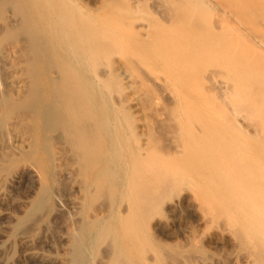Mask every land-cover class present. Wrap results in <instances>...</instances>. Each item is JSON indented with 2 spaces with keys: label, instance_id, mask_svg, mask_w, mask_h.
I'll return each instance as SVG.
<instances>
[{
  "label": "rangeland",
  "instance_id": "rangeland-1",
  "mask_svg": "<svg viewBox=\"0 0 264 264\" xmlns=\"http://www.w3.org/2000/svg\"><path fill=\"white\" fill-rule=\"evenodd\" d=\"M77 1L78 4H80L82 7L81 10L88 11L93 14L97 11L100 0H77ZM177 1L178 0H174V1L167 0V3L165 2V0L141 1L139 12L141 13V17L143 20L149 19V21L151 22L150 26L151 27L154 26L152 27L154 29H152L151 32L153 30L155 32V30L158 29L156 33L160 31V32H164L165 34L169 33V37L172 38L179 37L178 36L179 31H181L183 28L182 29L180 28L181 30L179 29V31L177 32L178 26L180 27V25L177 24H180L181 21L179 22V19L177 21L176 17L174 19V16L172 18L171 15H168L171 17L170 21L174 19L178 23L176 24L174 20H173L174 21L173 24L169 23L170 25L171 24L174 25L175 23L177 29L176 30L174 29L173 31L174 28L173 27L171 31L167 32L168 27L166 25V22H170V21L166 19L167 21L165 22L162 19L163 15H164V19L168 18L165 17L166 14H169V12H166V10L167 11L169 10L171 14H173L174 12H176L175 14H177L178 11H175L178 8L176 6ZM188 1L189 0L186 1L183 0V3L186 4L187 6L183 5L181 0L178 1L180 2V4L178 3L179 11L180 10L182 11L183 9V13L185 11L187 12V13L185 12L184 15L182 13L181 17L182 15L183 17L184 16L186 17V14H188L187 16L190 15V18H192V15L194 14V17L196 16L197 18L198 15L196 13H193L196 11V10L194 11V9H198V10L201 9L200 15L197 18L199 25L196 23L195 25H197L198 30L200 28L199 27L200 25L203 27V30H205L209 34L208 38L210 39L211 43L212 44L216 43L215 50L217 51L219 49L220 54L218 53L217 55L216 53L214 54L212 53V55L211 54L209 55L208 52H207L208 54L207 53L205 54V52H203L202 54L203 57L202 56L199 57L198 59L199 61L202 60L201 58L209 57V59H204L206 60V62H204V60L202 61V63L204 62L203 63L204 65H201L203 66V68H201V66H198L197 63L199 61L194 62L197 61V59L196 60L189 59V61H191L192 63L191 64L189 62L191 64L190 67L196 66V65L193 66V64L196 63L198 68L200 67L199 69H201L199 70L196 67V68H190L191 71H189V64H187V59H186L187 57L186 58L184 57L185 54L182 55L185 58V60L183 59V63L185 62L188 65V69H186L187 66L185 63L184 66H182L181 65L182 61L176 58V57L180 58L181 55L178 56L179 52H177V55L175 54L176 52H173L175 56L172 55V59L174 60V58H176L177 60L181 61L179 63L177 62L176 59L174 60V62L176 61L177 63L176 64L177 70L180 71L181 74L177 72L175 68L170 69L169 68L170 66L166 67L168 68V71H166L167 69L165 68V66L168 65L169 62L168 63L166 62L168 61L165 58L166 56H164L166 60L164 62H166V64L162 62V60H164L163 58L154 57V55H157L158 53L157 52L156 54H154L156 51L152 53H150V51L148 53L145 52L144 54H141V56L139 55V57H143L151 60L150 65H148V69L145 68V70H147L145 72L149 71L151 73H156L157 75H159V77H164V78L167 76V74L171 75L173 72L172 76L166 77L165 78L166 81H162V82L164 83V86H166L165 88H169V90L171 91L175 90V92L178 93V91L176 90L177 88L179 92L185 96L186 103L189 104V109L194 110L193 113H191L194 120L192 121L190 120L189 122L190 117L186 118L187 119L186 120L184 119V117L177 116V113L180 112V107L178 106L177 102L169 99L165 93L158 92L160 91V88L155 87V84L152 81L143 84L142 82H139L141 76L140 78L139 76H137L139 79L135 77V81H134L135 83L132 85L133 93H135L136 96L142 95L144 100H141L142 108L139 107V110L137 111L131 110L129 113V116L131 118L130 123L132 125L131 129L135 130L136 132L138 131L135 137L137 138L138 136L140 137L134 140L135 139L133 138L134 131L132 136L131 133L132 130H130V127H128L129 125L127 123V120H125L126 119L125 115H123L126 109L125 111L122 110L123 112L122 113L120 108L123 107L111 104L109 98L111 99L114 96V92L112 93L113 95L111 97V96H107L108 92L102 90V94L105 95L102 99L104 103L103 110L106 114L104 115L105 116L109 115V121L106 122V120H104L105 124L109 126L112 125L115 126V129L118 130L117 133L119 134V137H121V140L124 142L123 144H125L126 146L128 147L136 146L138 148L140 147L139 154L141 155L142 159L145 160V163L148 161V164L152 165V167L155 165L154 162L157 159L161 160V162L166 161L167 159L168 161L172 159L174 161L176 160L177 157L175 163L177 165H175V167L173 166L172 168H169V166H172L171 161H170V165H167L169 164V162H166L167 166L165 165L164 162L163 163L166 166L167 172L172 169L171 171L172 173L169 172V174L171 173V175L175 174L176 176H178L180 180L179 185L181 186V191L179 190L181 196L184 195L183 197L187 198V201L189 200L188 202L186 201L187 203L185 202L186 205L184 203L183 206H181L180 208L181 211L178 210L176 211L178 214L176 212H175L176 214L172 213L170 208H167L166 203L162 205L161 210L160 209H158V211L155 210L157 214H155L153 210H152V212H154L153 214L150 212V214H152L153 216L152 220H151V216H149L150 223L151 221L153 222L158 220L162 222H166L167 229L163 235L162 233H157L156 231L154 232L151 229L150 230L151 232L149 231L150 233H152L153 231L154 233L157 234L155 235L154 233H152L151 235L149 233V237L147 239H145L140 235V238L142 239L141 243L142 244L144 243L146 245L145 247L147 250L144 251L145 247L143 244L144 253L141 250L140 252L141 260L145 261L144 262L145 264H158V261L155 259V257L152 256V253L153 251L159 249L160 246L165 248L166 252L164 253H167L166 255H168V251L171 252L174 251L173 254L174 257L170 252H169L170 255L168 256H166L163 253V255H165L163 258L167 257L165 261H167L166 263L168 264L170 263V261L175 262L176 257L178 258V259L176 258L178 260L177 261L178 264L181 263L190 264L191 261H192L191 264L194 263L199 264L200 262L201 263L203 262V264H264V258L262 256L264 255V253H262V251L264 252V243L263 244L261 243L262 240L260 238H256L254 239V242L255 241L256 242L255 243L252 242L251 244L249 238H246L248 236L245 237L243 235V232L237 230L240 229L241 227V221L240 219H238V216H240L241 212L239 213L238 210L224 211L223 214V211L221 210L222 212L220 213V208L222 209V208H228L229 206H234V202H236L235 200H237L236 205H238L239 207V203L244 196H245L244 198L246 197L250 198L251 193L249 192L250 194L248 195V190L241 187L245 182L244 179L250 178V176L244 174L245 171H242V169H244L245 163L247 164V167L250 166L249 175L251 176L255 174L252 173V165L256 164L255 165L256 168L258 165L257 171L260 175L259 174H255V175H258L257 177L261 178L259 180L264 179V154L261 155V153H264V130H262L264 129L263 128L264 123L261 122V117H259L258 115L253 117V114L250 115L251 114L250 112L249 113H247V111L244 112V106H245L244 104L245 103L249 104L253 102L252 100L253 92L251 91L253 90V88L251 89L252 86L248 87L250 84L248 83L249 84L248 85L247 81L246 82L244 81L246 80V77L245 79L244 77L243 78L241 77L243 76V74L242 75L240 74V72L242 73V70L240 69L241 67H239L240 65H237L236 63L237 61L243 62V60L244 59L246 60V58L247 60H249L251 56H253L252 58H254L256 54L264 55L263 53L264 44L263 42L262 44H258L254 40H252V42H255V44H253L252 42L250 44V42H248L246 33L243 30L244 27L234 26L232 24L233 23L232 19L230 20L231 17L225 15V17L228 18L223 20V17L219 16V12L223 8L221 4L222 1L220 2V0L219 1L206 0L205 1L206 5L202 3V5L204 4L206 6V7L203 6L204 8L203 7L201 8L202 5H200V3H199L200 8H197L198 6L194 8L191 2ZM10 2H14V0L13 1L0 0V96H2L4 100L6 99L5 93L9 92L10 89L9 84L11 83L12 79H16L17 77L23 80L22 81L23 89L20 93L14 95L13 98L10 99V101L8 99H7L8 101L5 100L6 102H9L7 103L8 105L5 104L6 102L0 105V119L6 111V106L9 107V104L11 105L12 109L9 107L6 113L4 114V117L9 115L8 114V110H9V113L13 114L12 120L16 116L20 118L18 122H12L8 120L5 126L0 125V147H3V151L0 153V264H70L71 260L69 262V259L71 258L72 253L74 252L73 253V258H74L76 254L79 252L78 249L79 247L76 246L79 242L81 243L79 244L81 245L82 248L81 264H107L108 263L107 259L109 260L108 255L110 253V250L108 251L109 248L106 246V244H102V243H106L104 241L106 238L104 239L103 234L101 232L98 233L93 228V226L96 222L99 226L102 224L101 220L102 218L105 217V214L107 213L106 210L110 207L109 204L111 205L114 202L113 200H115L114 199L115 186L116 183H118L122 174V172L118 168V165L116 166L117 160L111 158L110 156H107L108 155L107 151L110 150L112 146L111 144L113 143L112 139L114 141V137H113L114 131L112 132V129L109 128L106 132L102 129L101 123L98 122V124L96 125L95 122H90L89 124L93 123L91 124V126L93 125L92 128L94 129L96 127L95 130L98 131V132L95 131V133L93 132L94 130L92 131L94 135L96 134V136L94 137L95 139L92 140L90 138L91 140L88 141V142L91 141L90 144L92 143L91 145L89 144L90 147L87 142L86 143L89 148L87 147V145H83L86 147V149L83 146L79 147L78 141H77V145L79 148L75 144L73 147L72 144L74 141L73 139L74 136L71 137L70 133L74 135V128L73 127L69 128L64 120L61 119L59 121L58 117H52L49 115V109H50L49 106L51 105V103L48 97V90L50 87V83L57 82L60 79L62 80L63 75L59 74L62 73L61 71L63 70L62 60L64 61L67 58V54H68L66 48L63 47L65 45L63 43L61 44L62 48L60 49L58 60L55 61L58 64L60 63V67L62 69L60 70L58 64L57 65L55 64L54 65L55 67L52 65L53 63H55V62L52 63V61H54L52 59L55 58H51V56H48L49 54H47L48 51L47 52L44 51L45 46H47L46 49H49V44L47 42H46L47 45H45L44 43H42L43 41L38 40L40 41L38 42V44L41 48V51H38L36 53L32 47L31 39L27 36V34H25L27 30H25L23 27L21 28V25L14 27L12 32L10 34H7L9 33L8 30L12 28V25L9 24V20L7 19V17L10 15L19 17V14L16 13L19 10L18 8L19 6H17L16 3H14L15 5H11L12 3ZM152 5L154 6L151 7ZM174 5L176 6L175 10L171 9V7H173ZM180 5L186 7L182 8L183 6ZM13 6H17V8L15 9L18 10L16 11ZM151 9H154V12L153 11L151 12ZM171 10H173L174 12L172 13ZM197 13H199V11ZM189 21L188 24L192 23ZM163 24L164 26L166 25L165 27L167 28L162 27ZM181 24L184 27V24L182 22ZM171 26L169 27V30ZM175 31L177 32L176 34H174ZM223 41L226 43L228 42V44L230 43L229 44V46H231L230 49L226 45V43L224 45L227 46V49L221 44ZM241 42L243 45V46L241 45L243 49H246L244 48V45H246L247 47L246 49L247 52L245 53L244 51L246 50H243L241 46L239 47V43L241 44ZM147 43L143 45V48L144 47L146 48ZM236 43H238L237 46L238 48L236 47ZM152 44H154V42ZM217 44H220L224 48L221 47L219 48V45L217 46ZM153 47H157V46L154 44ZM30 48L33 50H31ZM147 48H150V46ZM235 48L239 50L238 51L236 49L237 52L242 53V54L240 53L241 56L240 54L236 55L238 54L237 52L236 54L233 53L236 51ZM239 48H241V50ZM221 49L223 50L222 52ZM248 50L250 51L248 52ZM224 51L227 52H225L224 54ZM126 54L127 55L130 54V52L121 54L123 55L122 58L124 56L125 57L123 59L118 58L116 60L114 59L115 54H113V56L111 54L113 59L111 57V59L109 60L123 63L125 65V63H127L128 60L131 59L130 57H128L129 55L127 56ZM215 54L217 56H215ZM243 54L245 56H243ZM132 55L134 54H131V56ZM151 55L152 57H150ZM158 55L160 57L164 54L159 53ZM126 56L128 57V60L127 59L125 60V58H127ZM182 56L181 58H183ZM236 56H240V57L243 56V59L242 58L238 59V57ZM138 58L136 59L138 61H141ZM211 58L214 60H211ZM103 63H105V61ZM200 63L201 62H199V65ZM215 63H217V65ZM230 63L232 64L233 68H231L232 66ZM100 64H98L97 66H99ZM33 65L35 69H33ZM173 65L175 66V63ZM179 66L181 67V70L178 69ZM236 66L239 67L238 70ZM235 67L236 69H234ZM98 68L100 67H97V69ZM182 68L185 69L184 73H186L185 74L187 76L186 78L185 75L182 73L184 71ZM172 69H174V71H172ZM195 69L196 71L198 70L197 73L199 75L202 74L201 72H203L202 74L203 76L200 75L201 78L199 77L201 80H198L197 77L199 76L198 74L194 75L196 74V72L194 71ZM231 69H233V71L236 70L237 73L240 70V72L238 73L239 75L236 72H233ZM33 71H34V78L32 77ZM175 71L176 73L174 74ZM165 73L166 76H162L165 75ZM132 75L134 77L135 74L133 73ZM190 76L191 77L194 76L192 78H196V77L197 78L192 79ZM237 76H239V78H236ZM178 77H181V82H178L179 84L183 83L182 77H184L183 79L184 82L185 79L187 80L189 79V77L191 80H193V82L194 80L195 82L197 80L196 84H198V81H201L198 84L199 87L197 88V91L196 89L194 90V92L191 91L194 88H196L195 86H197L195 83H193L194 88H192L193 84H191L192 83L191 80L185 82L187 87L184 83L182 84L183 87L185 85L184 89L182 88L181 85H177L176 84L177 82H174L175 79L173 81V78L178 79ZM241 79L244 81V83L248 85L246 88H244L246 84H244L243 81H240ZM168 80H170V82ZM213 80L215 81L216 84H214ZM187 82H189L190 85H188L189 83ZM241 84L243 88L241 87ZM190 86L192 89L190 88ZM36 87L38 88L37 93L35 92ZM186 88L190 89V91L189 90L186 91L185 90ZM154 90L157 93L156 92L153 93ZM198 91L199 93L200 91H202V93L198 94ZM261 92H259L260 94H258V97L260 99L262 98L264 99V91L262 93ZM197 94L198 97L196 96ZM204 94H206L205 95V97L207 96L206 98L203 96ZM189 95H191V97ZM241 95L246 96L248 100L247 101L241 100L240 99L242 98ZM189 98L190 100H188ZM197 99L199 100L201 99V100L199 101ZM28 100L30 102L27 104L26 101ZM201 101H203V103ZM205 103L206 105H204ZM198 104H201V107H199ZM214 104L215 106H213ZM241 104H243L244 106ZM193 105L194 107H192ZM202 105L206 107L204 106L202 107ZM239 105L242 107V111H240L241 109L239 108L241 107ZM208 106L210 108L213 106L212 108L215 107L217 109L214 108L215 109L214 111V109H210ZM92 108H94V106H91V109ZM112 110L116 112V117H114L113 119L110 114ZM170 111H172V113L173 111L174 112L176 111L175 112L176 115L169 114L168 112ZM212 111L213 113L215 112L217 114L215 115L214 113L212 115L211 113ZM125 113H128V110ZM199 117L202 125L206 124L205 126L206 128L203 131L198 132L199 136L200 133H203V135L201 134L202 135L201 138H199L201 141H203L202 143L201 141H198V138L196 139L198 133L192 134V136H194L197 142H199L198 143L199 146L197 144L196 147L193 138H190L191 136L190 137L185 136V132H187L188 130H190V132L192 131L191 130L192 127L190 124L191 122L192 124L197 123V119H199ZM210 118L211 120H209ZM175 119L177 120L175 121ZM258 119L260 120L259 121L260 124L262 123L263 126L258 123ZM185 120L189 123V125H185L184 123ZM58 121L59 122L62 121L61 124ZM110 121L112 124L108 123ZM187 122L186 124H188ZM211 122H212V126H211ZM117 125L118 128L116 127ZM180 125H182V127ZM91 126L88 128L91 129ZM188 126L191 129H189ZM210 126L211 128L213 127L214 129V131L213 129L212 131L218 132V134L213 133L210 130ZM256 126L258 127V129L256 128ZM253 127L255 128V130H253L254 129ZM233 129L235 131H233ZM14 130L26 135L29 143L28 148L16 149L11 145V141H13L12 137L14 135ZM258 130L261 132H259ZM90 132L91 131L87 132L88 137ZM212 133L213 135H211ZM179 134L181 136H179ZM195 134H197L196 137ZM214 137L218 138V140L220 138V140L217 141V139H215ZM179 138H180L179 141L183 140L181 141V143H179L180 145L186 148L188 144V148H186V150L180 146L182 149L181 150L182 153L179 152L180 156H178L179 154L177 152H174L172 149L174 148L175 144H177V147L175 148L179 147L178 144ZM190 139H192L193 142H191ZM185 140H188V143L187 141L185 142ZM213 140L216 144H214ZM83 142H85V140ZM206 143L207 145L211 146V148L208 146V152H210L209 150L212 149L214 153H216V157L218 160H215L216 159L215 158L214 161L213 159L209 161L208 155H211L210 157L214 158L212 155L214 153L210 152L209 154L207 151H205L206 154L205 152L202 153L204 157V159L202 160L203 157L201 152L204 150L203 149L204 147L206 148L205 146ZM252 143H254V145H252ZM87 148L90 149L89 151L91 152H89V155L91 156L90 158L94 162L84 160V155L88 154ZM201 148L202 151L200 150ZM197 150H199L200 153ZM259 151L261 153H259ZM172 152H174L175 154ZM256 152L258 153V155ZM93 153L96 154V156H94ZM194 153L197 154L198 156H196ZM172 154H174V156ZM185 154L188 157H190L192 154L191 157H194V162L193 160L192 162L196 164L195 168L197 167V169L199 168L200 171L203 172L202 174L199 171V169L198 171L194 169L195 173L199 172L198 173L199 176L197 174H193L194 172L189 170L188 164L191 165V162L190 163L188 162L189 158H187L188 163H186L182 159L183 158L182 156ZM220 154L221 156L224 155L226 158L224 156L220 158ZM195 156L197 158H195ZM150 157H152L154 160H152V158L150 159ZM179 157L180 158L182 157L181 160ZM198 158L200 161L197 160ZM196 160L201 162L203 166L200 167L201 164L198 165L199 163H197ZM208 161L210 162V165H207ZM215 161H219L216 164H219L220 161H222L225 170L229 172V175L231 176V177L229 176L230 179L232 178V175L230 173H234L233 174L234 179L233 178L231 179L232 182L233 180H235L236 182V177L238 176L241 179V181L239 179L238 180L239 182H236L237 184L234 182L232 183L231 180H229V177L225 176L226 174L223 172L224 170H222L221 167L215 165L217 169H215V167L213 168L212 163H215ZM233 161L236 162L233 164ZM180 162L182 163L180 164ZM229 162L231 165V166L229 165L230 168L228 167ZM146 165L143 164L142 166H139L141 170L140 171L141 179L148 180L151 177H152L151 179H154L155 177L151 172L153 171V169H151V166L149 165H147L148 167H146ZM182 165H185V167H182ZM176 166L179 167V171ZM210 166L215 171L211 170V168H208ZM259 166L262 168H259ZM192 167L194 168V165ZM203 167L205 172L201 170V168L203 169ZM180 168H182L181 170L185 169L188 172L183 170L184 173L182 172L183 174H181ZM261 169H263V173H261L262 171ZM246 170L248 169L246 168ZM213 171L215 172V174L213 173ZM219 173H221L222 175L224 174L225 179L227 178L229 184L228 182L225 183V179L224 181L223 179L220 180L221 178L219 176L220 175ZM245 173H247V171ZM203 174H206L205 178L207 177L210 178V181L212 180L211 183L210 182L207 183L206 179L200 176ZM241 176L243 179L241 178ZM110 179L112 180L110 181ZM247 181L251 182L252 179H248ZM212 182L216 185V187L210 190L209 188H207V185L213 186L214 184H212ZM111 183L114 184V188L110 187ZM226 184L228 185L226 186ZM233 185L234 186L236 185V187L239 185V187L237 188L243 189L244 193L243 190L242 191L241 189L238 190L236 189V187L234 188ZM182 186L184 188L186 187L187 189L186 190L183 189L184 191H182ZM229 187L232 189V192L231 189H228ZM201 189H202V193H206L205 194L206 196L210 192L209 196L210 197L213 196L212 202L209 196H208L210 200L209 204L202 200L204 198L201 199L200 196L202 195L199 194L200 193L199 190ZM205 190H207L208 192ZM191 192L192 194L199 192L198 194H196V196L198 195L197 199L200 201L194 199L193 198L194 194L191 195ZM230 192L234 195V197L233 195H231ZM239 192L241 193L239 194ZM222 197H224L225 200H223ZM216 204H218L217 207L214 206ZM217 208L219 209L217 210ZM225 212L227 213L228 216L226 215ZM231 216H235V218L231 219L232 218ZM237 232H239L240 236ZM95 233H98L101 238L98 236V234L97 237H95L94 236ZM158 234L161 235L158 236ZM236 237H238V239ZM242 238L243 241H240ZM259 240L260 242L258 243ZM245 245L246 247H244ZM254 245L255 248L253 247ZM148 251L151 253H148ZM192 251H194L193 252L194 256ZM146 252H147L146 254L147 257L144 256ZM175 253L178 254L176 255ZM187 253L189 254L187 255ZM201 253L203 254V256ZM200 254H201L200 258L202 260H200L199 258ZM149 255H151L153 259L152 263L148 259ZM169 256H171L172 260L168 259ZM181 256L182 257L186 256V257L182 258ZM76 259L77 258H74L73 262L75 261L77 262ZM199 260L200 262H198ZM76 262L74 264H78ZM177 263L175 262V264ZM109 264H114V263L110 262Z\"/></svg>",
  "mask_w": 264,
  "mask_h": 264
},
{
  "label": "bare ground",
  "instance_id": "bare-ground-1",
  "mask_svg": "<svg viewBox=\"0 0 264 264\" xmlns=\"http://www.w3.org/2000/svg\"><path fill=\"white\" fill-rule=\"evenodd\" d=\"M11 1H13V0H11ZM141 1L142 0H100L99 1V7L97 9L98 12L96 11L95 13L92 14L88 11L81 10L82 7L80 4H78L77 0H14V2H10V3H12L11 5H15L14 3H16L17 6H19L18 7L19 10L15 9V8H17V6H13L16 11L18 10L16 13L19 14V17L14 16V15L13 16L10 15L7 17V19L9 20V24L12 25V28L8 30L9 33H7V34H10L12 32V30L14 29V27L21 25V28L23 27L25 30H27L25 34H27V36L31 39L32 47L36 53L38 51H41V48H40L38 42L43 41L42 43H44L45 45H47L46 42L49 44V49H46L47 46H45L44 51H46V52L48 51V53H47V54H49L48 56H51V58H55V59H52V60H54V61H52V63L55 62L56 60H58V57L60 54V49L62 48L61 44L63 43L65 45L63 47L66 48L68 54H67V58L64 61L62 60L63 70L60 67V63L58 64L55 62L52 64L53 66L55 64L56 65L58 64L59 69L62 70L61 71L62 73H59V74H62L63 77H62V80L61 79L59 80L60 82L57 81L54 83H50V87L48 90V97H49V101L51 103V105L49 106L50 107L49 115L52 117H58L59 121L61 119L64 120L67 123L69 128L70 127L74 128V135L70 133L71 137L74 136L73 139L75 142L73 141V144H72L73 147H74V144L77 147H78V145H79V147L83 146V145H87V143L89 145L91 141L90 142H88V141L91 139L92 140L95 139L94 137L96 136V134L94 135V133L96 131L95 130L96 127L93 129L92 128L93 125L91 126V124H93V123L89 124L90 122H95L96 125L98 124V122L101 123L102 129L106 132L109 128L112 129V132L114 131V136H113L114 141L112 139L113 143L111 142L112 146H111L110 150L107 151V154H108L107 156H110L111 158L117 160L116 166L118 165V168L120 169L122 174H121V177H120L118 183H116V186H115V193H114V195H115L114 199L115 200H113L114 202L111 205L109 204L110 207L108 206L109 208L106 210L107 213L105 214V217L102 218V220H101L102 224L99 226L96 222L93 226V228L98 233L101 232L103 234L104 239L106 238L104 240L106 243H102V242L101 243L106 244V246L109 248L108 251L110 250V253L108 255L109 260L107 259L108 263L106 261L107 264H109L110 262H113L114 264H145L144 263L145 261L141 260L140 252H141V250L143 251V244L144 243L143 244L141 243L142 239L140 238V235L142 237H144L145 239H147L149 237V233L151 232L150 231L151 229L154 232L156 231L157 233H162V235L165 233V231L167 229L166 228V222H162V221L158 220V221H153V222L151 221V223H150V221H149L150 217L149 216H151V220H152V217H153L152 214L154 212H155V214H157L155 210H157V211H158V209L161 210V207L164 203L167 204V208H170L172 213H175L177 210L181 211L180 208L187 201V198H184L183 197L184 195L181 196V193H180L181 186L179 185L180 180H179L178 176H176L175 174L171 175L172 169L169 170L168 172L166 171V166L170 165V161H171L172 166H169V168H172L173 166L175 167V165H177V164H175L177 157H176V160H174V161H173V159L170 161H168V159H167L166 161L161 162V160L157 159L158 161L155 160V162H154L155 165L152 167V165L148 164V161L145 163V160L142 159L141 155L139 154L140 147L138 148L136 146L135 147L126 146L125 144H123L124 142L121 140V137H119V134L117 133L118 130L115 129V126H113V125L109 126V125L105 124L104 120H106V122L109 121V115L105 116L106 114L103 110L104 103H103L102 99L105 95L102 94V90L108 92L107 96H111V97L113 95L112 93L114 92V96L111 99L109 98V100L111 101V104L123 107L124 109L119 107L121 112H122V110L125 111V109H126L125 112H127V110H128V113L124 112L123 115H125V118H126L125 120H127V123L129 125L128 127H130V130H132L131 129L132 125L130 123L131 118L129 116V113L131 110L137 111V110H139V107L142 108L141 100H144L142 95L136 96V94L133 93L132 85L135 83L134 82L135 77H137V76H139V78L141 76L140 79L138 77L137 78L139 79V82H142L143 84L149 83L150 81H152L155 84V87L160 88V91H158V92L165 93L169 99L177 102L178 106L180 107V112L177 113V116L184 117V119L190 117V118H192V119L189 118V122H190V120L191 121L194 120L193 116L191 115V113H193L194 110L189 109V104L186 103L185 96L182 93H180L177 88H176V90L178 91V93H176L175 90L171 91V90H169V88H165L166 86H164V83L162 82V81H166L165 80L166 77L172 76V74H173L172 71H174V69H172V71H170V72H172V74L171 75L167 74V76H166V73H167L166 71H168V68H166V67L170 66L169 67L170 69L175 68V70H177V66H176L177 63H176V61L174 62V60L176 58L181 60L182 61L181 65L184 66L185 62L183 63V59L185 60V58L187 57L186 58L187 64H189V71H191L190 68H196L197 67V69H199L200 67L198 68V66L204 65L203 63L206 62V60H204V59H209V57H207V58L204 57V58H201L202 60L200 59L201 61L198 60L199 57H201V56L203 57V55H202L203 52H205V54L208 52L209 55L210 54L212 55V53L213 54L216 53L217 55H218V53L220 54V52H219L220 50L218 49V47H217L218 52L215 50V44L216 43H214V44L211 43L210 39L208 38L209 34L205 30H203V27L200 25L199 26L200 28L198 30L197 25H195V23L196 24L199 23L197 21V18L200 15L201 9H199V10L194 9V11L195 10L197 12L199 11V13H197L196 11L193 12V13H196L198 15L197 18H196V16L194 17V14L192 15V18H190V15L187 16L188 14H186V17L185 16L183 17V15L185 14L186 11H185V9H184V11H185L184 13H183V9H182V11L181 10L179 11L180 2H178V1H180V0H178L177 4L175 3L176 6L178 7L177 8L178 10L177 9L175 10V8H176L175 5L173 7H171V9L178 11L177 14H175L176 12H174L173 10H171L172 13L174 12L173 14H171L169 10L168 11L166 10V12H169V14H166L165 17H168V18L164 19V15L162 16V19L165 22L167 21L166 19H168L170 21L171 20L170 18L171 17L173 18V16H174V19L176 17L177 21L179 19V22L181 21L184 24V27H183L181 22H180V24H177L178 22H176V20H174V19H172V21H170V22H166V25L168 28L165 27L166 25L164 26V24H163L162 27L167 28V30H168L167 32L171 31V29L173 27H174L173 31H174V29L175 30L177 29L175 23H174L175 26L172 25L174 21L176 22L177 25H180V27L178 26L177 32L179 31L180 28L181 29L183 28L182 30L180 29L182 32L179 31V35H178L179 37L178 38L177 37L172 38V37H169V33L165 34L164 32H160V31L156 33V31L158 29L155 30V32H154V30L151 32V30L154 29V28H152L154 26H152V27L150 26L151 22L149 21V19L143 20L141 17V13L139 12V7L141 5ZM181 1H182L183 5H186L183 3V0H181ZM184 1H186V0H184ZM189 1L191 2L192 6L194 8H196L197 6H198L197 8H200L199 3H200V5H202V3L205 4L206 0H189ZM217 1H219V0H217ZM221 1H222L221 4H222L223 8L219 12V16L220 17L222 16L223 20L228 18V17H231L230 20L232 19V22H233L232 24L234 26L244 27L243 30L245 31L246 36L248 38V42H250V44H251L252 40L257 42L258 44H262V42L264 44V0H220V2ZM165 2L167 3V0H165ZM204 4L201 6V8L206 5V4L205 5ZM183 5H180V6H183ZM153 6L154 5H152L151 7H153ZM186 6H183L182 8H185ZM169 8H170V6H169ZM180 9H181V7H180ZM152 11L154 12V9H151V12ZM182 13H183V15L181 17ZM168 15H171V17ZM225 15L228 17H225ZM189 19H190V21H189ZM18 21H19V23H18ZM188 21L192 22V23L188 24ZM139 23H140V25H139ZM169 23H172L171 24L172 26ZM192 24H194V25H192ZM170 26H171V28L169 30ZM25 30H23V31H25ZM177 32L175 31L174 34H176ZM38 40H40V41H38ZM146 41L147 42L149 41V42L147 43ZM153 42L157 47H153L154 46V44H152ZM255 42H252V43L255 44ZM145 43H147V44H146V48L144 47L145 48L144 49L143 45H145ZM225 43L226 42L223 41L221 44L226 49H227V46L230 49V47H231V46H229L230 43L228 44V42H227L226 43L227 46L224 45ZM218 45H219V48L220 47L224 48L220 44H217V46ZM241 45H242V42H241V44L239 43V47ZM149 46H150V48H147ZM237 46H238V43H236V47ZM232 47H233V45H232ZM237 48H235V50ZM244 48L247 49L246 45H244ZM33 49H31V50H33ZM239 49L241 50V48H239ZM242 49H243V47H242ZM246 49H243V50H246ZM237 50L233 53L236 54ZM149 51H150V53L156 51L154 54H156L158 52L157 55H154V54H152V55H154V57H157V58H163L164 60H162V62L164 64H166V62L167 63L169 62V64L165 66V68L167 69L165 71L166 72L165 75H162V76H166L165 78L159 77V75H157L156 73H151L149 71L145 72V71H147V70H145V68L148 69V65H150L151 60L143 58V57H139V55L141 56V54H144L145 52L148 53ZM210 51H211V53H210ZM213 51H215V52H213ZM222 51L223 50L221 49V52ZM249 51L250 50H248V52ZM127 52H130V54H128L129 56L127 54L126 55L128 57H130L131 59L128 60V57L126 56L127 58H125V60L127 59L128 62L125 63V65L123 63H119L116 61L109 60V59H111L113 54H115L114 55L115 60L118 58L123 59L125 56L122 58L123 55H121V54L127 53ZM173 52H176L175 53L176 55H177V52H179L178 56L179 55L182 56L183 54H185L184 55L185 58L183 56H182L183 58H181V56H180V58L176 57L173 60L172 55L175 56L173 54ZM225 52H227V51H224V54H225ZM245 52H247V50L244 51V53ZM159 53L160 54L162 53L164 55L159 57V55H158ZM237 53L238 54H236V55H239L241 52H237ZM111 54H112V56H111ZM131 54H134V55L131 56ZM216 54H215V56H217ZM241 54H240V56H241ZM152 55L150 57H152ZM109 56H110V58H109ZM134 56L136 58L139 57L138 59H140L141 61H138ZM164 56H166L165 58L168 61L165 60ZM240 56H236V57H238V59H241V58L243 59V56H245V55L243 54L242 57H240ZM252 57L253 56H251V58ZM251 58L249 60H247V58H246L247 61L244 59L243 62H239V61L236 62L237 65H240L239 67H241L240 69L242 70V73L239 70L240 74L241 75L243 74V76H241V75L240 76L242 78L244 77V79L246 77V80H244V81L245 82L247 81V84L248 83L250 84V85L248 84L249 85L248 86L241 79L240 81H243V83L246 84V86L244 88H246L247 86L248 87L252 86L251 89L253 88V90H251L249 88L253 92L252 93L253 94L252 95L253 96V98H252L253 102L249 103V104L243 103L245 106L243 104H241V105L244 106V112H246V111H247V113L250 112L251 113L250 115L253 114V117L258 115L259 117H261V122L264 123V101H263L264 99L263 98L260 99L258 97V94H260L259 92L264 91V90H261V89H264V87H263L264 86V55L256 54L254 56V58H252V59ZM112 59H113V57H112ZM170 59H172L173 61ZM189 59L190 60H196L197 59V61H194V62L199 61L201 63L199 65V62H198L197 63L198 66H197V64L192 61L194 63L193 66L194 65H196V66L190 67V65L192 63H191V61H189ZM179 60H177V62L180 63L181 61H179ZM203 60H204V62L202 63ZM211 60H214V59L211 58ZM102 61L103 62L105 61V63H103ZM154 61H155V59H154ZM164 61H166V62H164ZM162 62H161V64H162ZM231 62H232V60H231ZM97 63L98 64L102 63V64L97 66L98 65ZM170 63L172 64V66ZM174 63H175V66L173 65ZM210 63H213V62H210ZM187 64H186V66H187L186 69H188ZM215 64L217 65V63H215ZM96 66L100 67V68L97 69ZM180 66L178 69L181 70L182 66L181 67ZM231 66H232V64H231ZM58 67H56V68H58ZM236 67L234 69H236ZM239 67H237V70ZM201 68H203V66H201ZM231 68H233V66ZM33 69H35L34 65H33ZM163 70H164V68H163ZM183 70L184 71L182 73L185 75L186 74V73H184L185 69H183ZM199 70H201V69H199ZM231 70L233 71V69H231ZM194 71L196 72V74H194V75H197L198 70L196 71V69H195ZM177 72H179L181 74L180 71L177 70ZM233 72H236V70H234ZM133 73L135 74L134 77L132 75ZM175 73H176V71L174 72V74ZM201 73L203 74V72H201ZM202 74H200V75H202ZM235 74H232V75H235ZM176 75H178V74H176ZM200 75L197 76L198 80H201ZM181 76H183V75H181ZM32 77L34 78V71L32 72ZM173 77H176V76H173ZM186 77L187 76L185 75V78ZM190 77L187 80L185 79V82L191 80ZM192 77H194V76H192ZM182 78L184 79V77H182ZM196 78H192V79H196ZM236 78H239V76H237ZM248 78H249V80H248ZM174 79H175V81H174ZM183 79H182V82L185 84ZM177 80H179V81H177ZM22 81L23 80H21L19 77L11 80V83L9 84V87H10L9 92L5 93L6 94L5 100L8 99L10 101V99L13 98L14 95H16L22 91V89H23V82ZM34 81H35V79H34ZM168 81L170 82V80H168ZM171 81H172V79H171ZM173 81L177 82L176 83L177 85L182 86V84H183V83H181V84L178 83V82H181V77H178V79L173 78ZM191 82H192L191 84H193V83L196 84L197 80H196V82H195V80H194V82H193V80H191ZM199 82H201V81H198V84H199ZM213 82H214V84H216L214 80H213ZM187 83H189V82H187ZM198 84H196L197 85V86H195L196 88H194V84H193L192 88H194V89L191 91L194 92L195 89L197 91V88L199 87ZM35 85H36V82H35ZM185 85H184V87L182 86L183 89L185 88ZM188 85H190V83ZM186 87H187V85H186ZM241 87H242V84H241ZM188 88H189V86H188ZM188 88H186L185 90L190 91V89H188ZM190 88H191V86H190ZM37 89L38 88L36 87V90H35L36 93H37ZM199 89H201V88H199ZM154 92H156V91L154 90L153 93ZM200 93H202V91H200ZM200 93L198 91V94H200ZM190 94H192V93H190ZM198 94L196 95L197 97H198ZM205 95L206 94H204L203 96L205 97ZM189 96L191 97V95H189ZM200 96H202V95H200ZM241 96H242V98H240L241 100H243V101L248 100L246 96H243V95H241ZM5 100L2 96H0V102H1L0 105L4 104L6 102ZM188 100H190V98ZM197 100H199V99H197ZM29 102H30L29 100L26 101L27 104ZM201 102L203 103V101H201ZM7 103H9V102H6L5 104H7ZM209 103H211V102H209ZM204 105H206V103ZM204 105H202V107ZM91 106H94V108L91 109ZM198 106L201 107V104H198ZM213 106H215V104ZM9 107L11 108L10 104H9ZM9 107L6 106V111ZM192 107H194V105ZM204 107H206V106H204ZM212 107L211 108L209 107V108L210 109L215 108V107L214 108H212ZM215 109H217V108H215ZM215 109H214V111H215ZM239 109H241L240 111H242V107ZM6 111H5V113H6ZM175 112L173 111V113H172V111H170L168 113L171 115L172 114L176 115ZM219 112H221V111H219ZM211 113L213 115L215 112L213 113V111H212ZM4 114L0 119V125L1 126H5V124L8 120H10L12 122H18L20 120V118L17 116L12 120L13 114L9 113V110H8L9 115L4 117ZM110 114H111L112 119L114 117H116L115 111L112 110L110 112ZM216 114L217 113H215V115ZM174 117H173V119H174ZM176 120L177 119H175V121ZM186 120L184 122L185 125H189V123ZM209 120H211V118ZM180 121H182V120H180ZM200 121L201 120L199 117V119H197V123L192 124V122H191L190 125H191L192 129L189 126L188 127L192 131L190 132V130H188L187 132H185V136H187V137L191 136L190 138H193V140L195 141L194 144L196 145V147H197V144L199 143V142H197L196 139L198 138V141H201L199 138H201V136L203 135V133H200V136H199L198 132H201L206 128L205 127L206 124L202 125V123ZM259 121L260 120L258 119V123L260 124ZM61 122H59V123L61 124ZM186 122L188 124H186ZM86 123L89 125H87ZM108 123H111V121ZM177 123H178V121H177ZM193 123H194V121H193ZM84 124H86L87 127ZM260 125H262V123ZM90 126H91L92 130L88 128ZM180 126L182 127V125H180ZM193 126H195V127H193ZM211 126H212V122H211ZM211 126H210V130L212 131L213 127L211 128ZM116 127L118 128V125ZM253 128H251V129H253ZM256 128L258 129L257 126H256ZM186 129H187V127H186ZM253 130H255V128ZM262 130H264V129H262ZM89 131H91V132H90V134L88 133L89 134V137H88L87 132H89ZM133 131H134V136H133ZM213 131H214V129H213ZM233 131H235V130L233 129ZM96 132H98V131H96ZM137 132L135 130L131 131L133 138H135L134 140H136V138H137V137H135ZM259 132H261V131H259ZM91 133H93V134H91ZM194 133H198V135L195 134V137L197 135L196 139L194 138V136H192V134H194ZM213 133L218 134V132H213ZM213 133L211 135H213ZM91 135H94V136H91ZM179 136H181V135L179 134ZM87 138H88V140H87ZM138 138H140V137L138 136ZM220 138H221V136H220ZM220 138H219V140H220ZM12 139H13V141H11V145L16 149H26L29 146L28 138L26 137V135L23 133H20L16 130H14V135H13ZM215 139H217V141H219L218 138H215ZM84 140H85V142H83ZM179 140H180V138L178 139V144L181 143V141H183V140H181V141H179ZM190 140H191V142H193L192 139H190ZM214 140H213V142H214ZM77 141H78V145H77ZM186 141L188 143V140H185V142ZM202 142L203 141H201V143ZM213 142H210V143H213ZM204 143H205V141H204ZM214 144H216V143L214 142ZM255 144H256V142H255ZM88 145H87V147H88ZM90 145H89V147H90ZM252 145H254V143H252ZM180 146L186 150V148H188V144H187L186 148L180 144H179L178 148H175V147H177V144L174 145V148H172V149L174 152H177L179 154L178 155L176 153L178 156H180L179 152H181V150H182ZM198 146H199V144H198ZM205 146H206V148L204 147L203 151H202V148L200 149L202 151L201 154L204 153L205 151L208 152V146L211 148V146L207 145V143L205 144ZM261 146H263V145H261ZM83 147H85V146H83ZM81 148H80V150H81ZM179 148H180V150H179ZM85 149H86V147H85ZM214 149H215V147H214ZM217 149H216V151H217ZM77 150H79V149H77ZM89 150L90 149H88V154L84 155V160L93 161L90 158L91 156L89 155V152H91V151H89ZM211 150H209V151L214 153V151L213 150L211 151ZM2 151H3V147H0V153ZM197 151L199 152V150H197ZM174 152H172V153H174ZM210 152H208V153L210 154ZM238 152H239V150H238ZM96 153H98V152H96ZM259 153H261V152L259 151ZM99 154H100V152H99ZM174 154H172V155L174 156ZM205 154H206V152H205ZM221 154H222V152H221ZM221 154H220V158H222L224 156V155L221 156ZM263 154L264 153H261V155H263ZM93 155L96 156V154H94V153H93ZM195 155L198 156L197 154H195ZM212 155L214 158L210 157L211 155H208L209 161H211L212 159L214 161L215 158H216L215 160H218L216 157V153H214ZM233 155H234V153H233ZM257 155H258V153H257ZM185 156H187V155L185 154L182 156L183 158L182 157L181 158L186 163L191 162V165L188 164L189 170L193 171L194 172L193 174L198 175L199 172L195 173L194 169L196 171H198L199 168L198 169H197V167L195 168L196 164L193 163L194 157H191L192 154L190 157H188V156L185 157ZM196 156H195V158H197ZM217 156H219V155H217ZM202 157H203V154H202ZM151 158L152 157H150V159ZM181 158H180V160H181ZM187 158H189L188 162H187ZM93 159H94V157H93ZM203 159H204V157L202 158V160ZM227 159H228V157H227ZM152 160H154V159L152 158ZM192 160H193V162H192ZM197 160H199V158ZM197 160H196V162L199 163L198 165H200L201 164V162H199L200 160L199 161H197ZM209 161L207 162V165H210ZM163 162L165 163V165H166V162H169V164H167L165 166ZM217 162H219V161H215V163H212L213 168L215 167V165L216 166L218 165V167H221V169L224 170L223 172L226 174L225 176L229 177L230 176L229 172H227L225 170V168L222 164V161H220L219 164H216ZM235 162L236 161H233V164ZM252 162H253V160H252ZM181 163L182 162H180V164ZM225 163H226V160H225ZM247 163H249V162H247ZM143 164L144 165L147 164V165L151 166V169H153V171H151V172L155 177L154 179H151L152 178L151 176H150L151 178H149L151 180L141 179V172H140L141 170H140L139 166H142ZM147 165H146V167H148ZM193 165H194V168L192 167ZM229 165H230V162L228 163V167L230 168L231 165L230 166ZM242 165H244V164H242ZM255 165L256 164L252 165V173L253 174L254 173L259 174L257 171L258 165H257V168L255 167ZM190 166L192 167L193 170L191 169ZM202 166L203 165L201 164L200 167H202ZM182 167H185V165H182ZM204 167H203V169L201 168V170H203L205 172ZM249 167H247V164L245 163V165H244L245 170L242 169V171H245V172L247 171V173L244 172V174H246L247 176H250V178H248V179H252V181L250 182V181H247L248 179H244L245 182H244L243 186H241V187L248 190V195L251 193L250 198H247V197L244 198L245 197L244 196L243 199H241V201L239 203V207H238V205H236L237 200H235L236 202H234V206H229L228 208H222V209L220 208V213L223 211V214H224V211H235V210H238L239 213L241 212L240 216H238V219H240V221H241V227L242 228L240 227V229H237V230H240L241 232H243V235L245 237L248 236L246 238H249V241L251 244H252V242H254V239H256V238H260L262 240L261 243L263 244L264 243V182H263L264 179L259 180L261 178L257 177L258 175H255V174L253 175L254 177L249 175L250 174L249 173ZM177 168L179 171V167H177ZM208 168H211V170H214L211 166ZM235 168H236V166H235ZM246 168L248 170H246ZM259 168H262V167L259 166ZM181 169L182 168H180V170ZM215 169H217V167H215ZM174 170H176V169H174ZM183 170H185V169H183ZM183 170L180 171L181 174L184 173ZM227 170H229V169H227ZM232 170H233V168H232ZM261 170H262L261 173H263V169H261ZM199 171H200V169H199ZM214 171H213V173L215 174ZM234 171H235V169H234ZM254 171H256L257 173ZM169 172H171V173L169 174ZM186 172H188V171H186ZM230 172H231V170H230ZM202 173L203 172H201V174ZM227 173H228V175H227ZM216 174H217V172H216ZM219 174H220L219 176L221 178V179L220 178L219 179L220 180L223 179V181H224V179H225L224 174L223 175L221 173H219ZM230 174L232 175V178L234 179V176H233L234 173H230ZM185 175H186V173H185ZM203 175H200V176L204 177V179H206L207 183H209V182L211 183L212 180L210 181V178H207V177L205 178L206 174H203ZM217 176H218V174H217ZM217 176H216V178H217ZM242 176H244V175H242ZM242 176H241V178H242ZM230 177H229V180L232 179V178L230 179ZM239 179H240L239 176L236 177V182H239L238 181ZM111 180L112 179H110V181ZM240 181H241V179H240ZM227 182H228V180L226 178L225 183H227ZM231 182H232V180H231ZM233 182L236 183L235 180H233ZM212 184H214V183L212 182ZM228 184H229V182H228ZM228 184H226V186ZM110 185H111L110 187L114 188L113 183H111ZM178 186L180 187V189ZM215 187H216L215 184L213 186L207 185V188H209L210 190L212 188H215ZM233 187L235 188L236 185L235 186L233 185ZM237 187H239V185ZM237 187H236V189H238ZM106 189H108V188H106ZM183 189L186 190L187 188L186 187L184 188L182 186V191H184ZM202 189L199 190L200 193L199 192H197L195 194L193 193L194 195L191 192V195L194 196L193 197L194 199H197L198 195L196 196V194L199 193L200 195L204 196V197L200 196L201 199L204 198L202 200L209 204L210 200H209L208 196L210 195V192L206 196L205 195L206 193H202ZM221 189H222V187H221ZM228 189H231V188L229 187ZM239 189H241V188H239ZM242 190L243 189H241V191ZM205 191H207V190H205ZM231 192H232V189H231ZM179 193H180V196H179ZM240 193L241 192H239V194ZM243 193H244V190H243ZM221 195H223V194H221ZM231 195H233V194L231 193ZM218 196H220V195H218ZM241 196H240V198H241ZM233 197H234V195H233ZM188 198H190V197H188ZM210 198H211V202H212L213 196H211ZM222 198H223V200H225L224 197H222ZM214 200H215V198H214ZM198 201H200V200H198ZM204 202H203V205H204ZM186 203H185V205H186ZM217 205L218 204H216L214 206L217 207ZM218 209L219 208H217V210ZM152 210L154 212H152ZM150 212L152 214H150ZM226 215H227V213H226ZM231 217H230L231 219L235 218V216H231ZM153 231H152V233H154ZM98 233H95L94 236L97 237ZM152 233H150V234L152 235ZM157 233H154V234L156 235ZM237 233L239 234V232H237ZM160 235L161 234H158V236H160ZM243 235H242V237H243ZM98 236H99V234H98ZM239 236H240V234H239ZM236 238L238 239V237H236ZM245 240H247V239H245ZM240 241H243V238ZM240 241H239V243H240ZM86 242H87V240H86ZM259 242H260V240L258 241V243ZM79 243L77 245L75 243V245L77 247H79L78 248L79 252L77 253L78 255L77 254H76V256L74 255L75 256L74 258H77L76 259L77 262L75 260L74 261L78 264L79 263L81 264L82 248L80 245L81 243L80 244ZM258 243H257V245H258ZM102 244H101V246H102ZM241 245H242V243H241ZM255 245L253 246L254 248H255ZM145 246L146 245L144 244V247ZM244 247H246V245ZM156 248H158V247H156ZM144 251H147L146 247L144 248ZM144 251H143V253H144ZM194 251H195V249H194ZM194 251H192V253ZM164 252H166L165 248L159 246V249L153 251V253H152V256L155 257V259L158 261V264H168V263H166L167 261H165L167 257L163 258L167 254ZM169 252L172 253V255L174 254V251L173 252L168 251V255H170ZM73 253H72L71 258L69 259V262L71 260L70 264L75 263V262H73V259H74ZM148 253H151V252L148 251ZM163 253L165 255H163ZM189 253H191V252H189ZM189 253H187V255ZM262 253H264V252L262 251ZM146 254H147V252L144 255L145 257H147ZM175 254L177 255L178 253H175ZM201 254L199 255V258L201 256ZM168 255H166V256H168ZM176 255H175V257H176ZM193 256H194V253H193ZM202 256H203V254H202ZM262 256L264 258V255H262ZM149 257H148V259L152 263L153 259H152L151 255H149ZM173 257H174V255H173ZM181 257H180V259H181ZM184 257H186V256H183L182 258H184ZM176 258H175V260H176L175 262L177 263L178 258L177 259ZM168 259L172 260L171 256H169ZM169 260H168V262H169ZM200 260H202V259L200 258ZM200 260L198 262H200ZM172 262L173 261H170L169 264H171ZM175 262H173L172 264H175ZM191 262H190V264H191ZM186 263H188V262H186ZM199 264H203V262L202 263L200 262Z\"/></svg>",
  "mask_w": 264,
  "mask_h": 264
}]
</instances>
